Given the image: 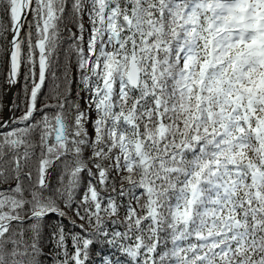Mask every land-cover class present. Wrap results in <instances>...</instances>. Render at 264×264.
Here are the masks:
<instances>
[{"label":"snow or ice","instance_id":"1","mask_svg":"<svg viewBox=\"0 0 264 264\" xmlns=\"http://www.w3.org/2000/svg\"><path fill=\"white\" fill-rule=\"evenodd\" d=\"M0 264H264V0H0Z\"/></svg>","mask_w":264,"mask_h":264}]
</instances>
